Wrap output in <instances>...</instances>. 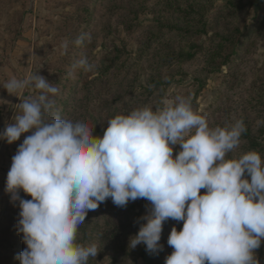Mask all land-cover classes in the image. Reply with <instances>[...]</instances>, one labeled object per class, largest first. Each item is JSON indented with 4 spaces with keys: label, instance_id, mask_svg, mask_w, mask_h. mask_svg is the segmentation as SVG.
<instances>
[{
    "label": "rangeland",
    "instance_id": "374dc122",
    "mask_svg": "<svg viewBox=\"0 0 264 264\" xmlns=\"http://www.w3.org/2000/svg\"><path fill=\"white\" fill-rule=\"evenodd\" d=\"M35 72L58 89L50 98L61 116L95 125L94 135L116 114L179 95L210 127L243 121L229 156L256 150L264 159V0H0V84ZM38 94L28 87L16 96L0 85V131ZM30 134L0 140V264H20L26 248L5 183ZM147 207L144 199L118 207L109 198L89 211L77 232L78 243L97 245L87 264H164L168 235L182 221L164 223L158 254L128 247ZM255 254L264 264V241Z\"/></svg>",
    "mask_w": 264,
    "mask_h": 264
},
{
    "label": "clouds",
    "instance_id": "9594fccd",
    "mask_svg": "<svg viewBox=\"0 0 264 264\" xmlns=\"http://www.w3.org/2000/svg\"><path fill=\"white\" fill-rule=\"evenodd\" d=\"M0 85L16 96L28 87L39 91L20 102L0 131L8 144L31 131L11 158L5 183L20 209L16 228L26 245L16 257L20 264H87L98 249L77 242L78 228L109 198L118 207L148 202L129 249L142 244L158 254L164 223L174 220L182 227L171 228L164 264H260L264 159L256 150L229 156L246 131L242 120L210 127L177 95L116 114L94 135L95 125L61 116L50 98L58 89L45 76L35 72Z\"/></svg>",
    "mask_w": 264,
    "mask_h": 264
},
{
    "label": "crops",
    "instance_id": "0c3cea01",
    "mask_svg": "<svg viewBox=\"0 0 264 264\" xmlns=\"http://www.w3.org/2000/svg\"><path fill=\"white\" fill-rule=\"evenodd\" d=\"M0 203H1V201H0Z\"/></svg>",
    "mask_w": 264,
    "mask_h": 264
}]
</instances>
